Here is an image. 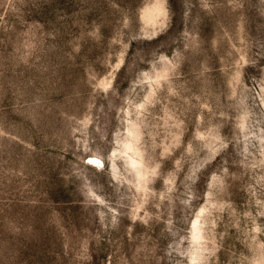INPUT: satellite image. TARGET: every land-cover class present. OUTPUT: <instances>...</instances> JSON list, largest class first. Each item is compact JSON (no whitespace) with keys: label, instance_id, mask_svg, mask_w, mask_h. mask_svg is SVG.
<instances>
[{"label":"rangeland","instance_id":"rangeland-1","mask_svg":"<svg viewBox=\"0 0 264 264\" xmlns=\"http://www.w3.org/2000/svg\"><path fill=\"white\" fill-rule=\"evenodd\" d=\"M0 264H264V0H0Z\"/></svg>","mask_w":264,"mask_h":264},{"label":"bare ground","instance_id":"bare-ground-1","mask_svg":"<svg viewBox=\"0 0 264 264\" xmlns=\"http://www.w3.org/2000/svg\"><path fill=\"white\" fill-rule=\"evenodd\" d=\"M95 162V161H94ZM98 162V161H97Z\"/></svg>","mask_w":264,"mask_h":264}]
</instances>
